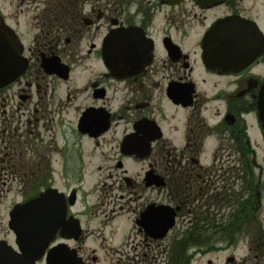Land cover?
Returning a JSON list of instances; mask_svg holds the SVG:
<instances>
[{"label": "flooded vegetation", "instance_id": "1", "mask_svg": "<svg viewBox=\"0 0 264 264\" xmlns=\"http://www.w3.org/2000/svg\"><path fill=\"white\" fill-rule=\"evenodd\" d=\"M31 3L28 69L0 88V183L58 188L85 227L96 182L91 220L132 225L111 264H264V3Z\"/></svg>", "mask_w": 264, "mask_h": 264}, {"label": "water", "instance_id": "2", "mask_svg": "<svg viewBox=\"0 0 264 264\" xmlns=\"http://www.w3.org/2000/svg\"><path fill=\"white\" fill-rule=\"evenodd\" d=\"M226 1L197 0L205 6ZM224 26L225 21L218 28ZM214 41H217L215 49L212 47L214 51L221 50L224 59L229 55L231 64L239 62L238 37L227 38L225 35L223 38L221 35L216 36ZM23 53L24 45L15 30L0 19V87L13 82L26 71L28 59ZM74 202V197H71V204ZM68 213L67 199L56 188H50L36 198L17 204L9 221V227L15 233L17 249L8 241L0 240V264H37L42 259H45L46 264H84L76 248L66 243L51 246L58 235L66 239L80 237V222L73 216L69 218Z\"/></svg>", "mask_w": 264, "mask_h": 264}, {"label": "rangeland", "instance_id": "3", "mask_svg": "<svg viewBox=\"0 0 264 264\" xmlns=\"http://www.w3.org/2000/svg\"><path fill=\"white\" fill-rule=\"evenodd\" d=\"M242 3H264V0H242ZM0 8L12 23L19 21V29L23 35L22 40L25 43L26 48H28L30 46L29 42L31 37L29 22L33 14V3H31V0H26L23 3L21 0H0ZM25 23H27V27L25 26ZM53 185L64 191L72 187L71 184L63 180L62 176L58 179V182ZM83 185L85 187L84 193L87 192L86 194L89 195H87L88 197L83 196L82 201L85 203H83V207L80 210H86L85 212L88 213L87 216H89L90 214L92 215V209L95 211L94 204L98 205L100 203L99 198L101 192L100 189L97 188L98 185L96 182H85ZM18 186V183H13L11 185H3L0 183V238L8 240L11 244H15V236L8 225L10 212L17 203L26 200L25 196L18 192ZM9 187H12V189L4 192ZM34 191L35 188L33 186V193ZM87 216H84L85 229H89L90 231H86L87 236L84 239V243L74 246L78 247L84 258H91V256L98 255L100 261L99 264H111V260H113L112 258L116 257L118 253L115 250L122 248L128 239L132 227L131 222L128 218L123 216L108 226H105L102 222H99L100 219L92 221L91 219L93 217ZM123 250L125 251L124 255H127L129 252H133L134 248L131 250L129 247ZM246 251V248H239L238 254L242 255ZM89 260V264H93L91 259ZM39 264H45V262L42 261Z\"/></svg>", "mask_w": 264, "mask_h": 264}, {"label": "trees", "instance_id": "4", "mask_svg": "<svg viewBox=\"0 0 264 264\" xmlns=\"http://www.w3.org/2000/svg\"><path fill=\"white\" fill-rule=\"evenodd\" d=\"M46 14V13H45Z\"/></svg>", "mask_w": 264, "mask_h": 264}]
</instances>
